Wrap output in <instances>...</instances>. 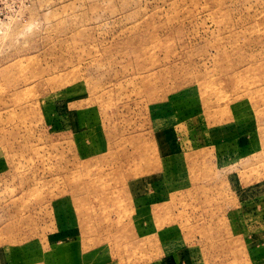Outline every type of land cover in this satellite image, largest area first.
Masks as SVG:
<instances>
[{
    "label": "rangeland",
    "instance_id": "obj_1",
    "mask_svg": "<svg viewBox=\"0 0 264 264\" xmlns=\"http://www.w3.org/2000/svg\"><path fill=\"white\" fill-rule=\"evenodd\" d=\"M0 264H264V0H0Z\"/></svg>",
    "mask_w": 264,
    "mask_h": 264
}]
</instances>
